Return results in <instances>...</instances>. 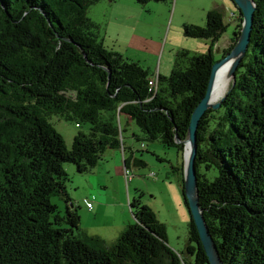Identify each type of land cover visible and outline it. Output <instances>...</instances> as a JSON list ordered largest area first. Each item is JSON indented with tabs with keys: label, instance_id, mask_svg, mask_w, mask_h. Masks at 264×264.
Instances as JSON below:
<instances>
[{
	"label": "trees",
	"instance_id": "obj_1",
	"mask_svg": "<svg viewBox=\"0 0 264 264\" xmlns=\"http://www.w3.org/2000/svg\"><path fill=\"white\" fill-rule=\"evenodd\" d=\"M100 1L0 0V264H210L192 216L186 250L174 249L166 224L141 198L131 202L136 221L113 244L86 234L80 204L67 189L65 163L88 173L112 148L123 154L124 169L146 166L127 153L124 116L144 133H134L137 140L177 148L184 174L191 116L206 95L229 25L224 12L209 10L204 25L184 24L186 36L210 40L209 50L179 52L187 61L168 76L157 74L155 90L149 68L105 44L100 23L88 15ZM255 3L236 81L198 128L199 202L225 264H264V0ZM238 12L222 57L241 33ZM54 116L90 129L79 131L68 147ZM202 165L215 171L213 179ZM124 177L128 186L134 171L131 180ZM182 182L184 193V175ZM55 196L66 203L64 212ZM95 200L82 201L92 210Z\"/></svg>",
	"mask_w": 264,
	"mask_h": 264
},
{
	"label": "rangeland",
	"instance_id": "obj_2",
	"mask_svg": "<svg viewBox=\"0 0 264 264\" xmlns=\"http://www.w3.org/2000/svg\"><path fill=\"white\" fill-rule=\"evenodd\" d=\"M224 1L173 0L150 1L140 4L136 0H117V3L110 6L107 0H102L90 7L88 15L100 23L103 35H109L107 42H110V39L114 41L111 36L117 38L119 41H114L117 42L116 45L122 46L124 53L130 56L125 57L140 61L143 66L150 69L155 78L159 74V70L162 75L168 76L177 63L187 61L186 56L178 54L183 50H187L190 55L208 52L210 40L186 36L184 24L204 25L206 19L204 10L212 9L213 4H226ZM226 2L238 11L231 0H226ZM237 11H231L230 15L225 16L229 25L219 40L218 44L221 48L218 47L215 51L217 59H221L226 42L234 36L235 20L231 19L235 18V15L238 17L239 12ZM124 118L122 116L123 123ZM52 122L64 137L68 147L72 146L73 138L79 131L87 132L90 129L86 123L78 127L75 121L65 120L58 116H54ZM134 133L144 134L133 123V126L124 133L125 143L128 144L127 141L131 144L134 143L137 157L147 164L134 168L133 181L128 185L131 201L141 198L144 204L149 205L157 217L166 224L167 234L172 243L169 244L172 248L185 251L189 242L191 212L183 193L184 174L181 171L182 159L179 156V151L175 147L165 146L158 139L145 140L142 145V141L133 137ZM130 148L133 149L132 146ZM127 153L131 154V151H127ZM184 153L183 163L185 161ZM66 166L74 168L73 173L67 171L71 177V181L68 183V192L72 195L79 194L82 191V188L78 186L80 180L87 175L75 173L76 166L72 162H66ZM200 170L202 173L209 174L210 179H213V174H216L214 170H207L205 165H202ZM73 174L76 175L73 176ZM53 202L59 205L62 212L65 211L66 203L62 199L55 196ZM117 215L118 210L111 208L107 209L101 219L113 223L119 218ZM82 223L83 226L87 225L85 221ZM187 258L194 259L189 254H187Z\"/></svg>",
	"mask_w": 264,
	"mask_h": 264
},
{
	"label": "crops",
	"instance_id": "obj_3",
	"mask_svg": "<svg viewBox=\"0 0 264 264\" xmlns=\"http://www.w3.org/2000/svg\"><path fill=\"white\" fill-rule=\"evenodd\" d=\"M107 2L108 5L112 6L115 3H117V0H107ZM224 2L226 4H213L212 9L222 10L225 16H227L228 14L230 15L231 11L233 12L237 11L236 9L234 10L232 6H229L226 0ZM212 9L206 8L204 10V14H206L207 16L208 11ZM108 36L109 35L106 34L104 39L106 45L111 46L115 50L122 53L124 56L130 57L129 55L124 53L125 51L122 46L118 45L119 46L118 47L116 45L117 42L114 41H119L117 38L115 39L113 36H111L114 41L110 39V42H107ZM111 42L113 43L111 44ZM231 43H232V39L228 40L226 42V46L223 49L230 46ZM218 47L219 49L221 48L220 44L218 45ZM158 73L161 74L160 70L158 71ZM124 119H125L124 123L122 121V124H124L126 130H128L129 127L133 126L134 122H132L131 120L129 121L126 117ZM134 131H136L135 128ZM127 143H128L127 146L129 148V151H131V153H134L135 158H138L136 155L137 151L135 150L136 149L135 144L134 143L131 144L129 143V141H127ZM141 144L143 145L144 143ZM130 146L133 147L132 150ZM134 168L135 166L132 165L133 171ZM67 170L70 173L74 172V168H72L71 166L67 167ZM83 174L87 176L81 179L78 185L79 187L82 188V191L76 195H72L69 192L72 200L78 201L81 208L85 207L82 209L80 208L82 221H85V223L87 224L83 226V223L81 222L82 230L86 232V234L88 235L91 236L98 235L102 237L108 245H111L116 241V239L121 235V233L126 229V227L129 224L136 221L135 216L132 212V207H131L132 201H131V194L129 193V186L126 185V181L124 177L123 154L121 153L120 150L107 148L104 152L103 159L100 160V162L96 165V167H94L92 171ZM91 196H96V200L94 201L93 209L89 210L82 200L84 198ZM111 208H116L118 210L117 218L119 216V218L115 220L113 223H109L108 221H105V219L104 220L101 219V217L106 213L107 209H111ZM167 240L168 243H171L168 236H167Z\"/></svg>",
	"mask_w": 264,
	"mask_h": 264
},
{
	"label": "water",
	"instance_id": "obj_4",
	"mask_svg": "<svg viewBox=\"0 0 264 264\" xmlns=\"http://www.w3.org/2000/svg\"><path fill=\"white\" fill-rule=\"evenodd\" d=\"M234 6L243 14V23L241 33L232 50L224 57L217 60L212 67V73L208 84L206 95L200 100L195 107L188 129V138L184 141L185 148L190 146L188 159L184 161V194L189 204L191 216L196 224L200 235V241L208 256L210 264H225L222 260L217 244L210 232L203 209L199 202V184L196 166V157L198 152V128L200 121L209 108L218 109L226 94L217 102H211L212 86L218 70L229 63L228 77L235 83L236 70L243 60L251 41V34L254 25V15L256 11L255 0H231ZM176 141L181 142L176 136ZM186 151V150H185Z\"/></svg>",
	"mask_w": 264,
	"mask_h": 264
},
{
	"label": "bare ground",
	"instance_id": "obj_5",
	"mask_svg": "<svg viewBox=\"0 0 264 264\" xmlns=\"http://www.w3.org/2000/svg\"><path fill=\"white\" fill-rule=\"evenodd\" d=\"M229 67H230L229 63L222 66L218 70V72L215 76L213 86H212V93H211V102H213V103L216 100H218L226 92V90L228 88L229 81H231V79L228 77ZM186 148H187V155H186V151H185V156H186V159H188L189 154H190V146L187 145Z\"/></svg>",
	"mask_w": 264,
	"mask_h": 264
},
{
	"label": "built area",
	"instance_id": "obj_6",
	"mask_svg": "<svg viewBox=\"0 0 264 264\" xmlns=\"http://www.w3.org/2000/svg\"><path fill=\"white\" fill-rule=\"evenodd\" d=\"M157 84H158V75L155 78L153 77L151 80V86L153 89L156 90ZM185 150H186V148H185ZM124 173H125V176L128 179V181L131 180V178L133 177V171L129 168H125ZM90 208H91V205H90Z\"/></svg>",
	"mask_w": 264,
	"mask_h": 264
},
{
	"label": "clouds",
	"instance_id": "obj_7",
	"mask_svg": "<svg viewBox=\"0 0 264 264\" xmlns=\"http://www.w3.org/2000/svg\"><path fill=\"white\" fill-rule=\"evenodd\" d=\"M184 150H185V148H184Z\"/></svg>",
	"mask_w": 264,
	"mask_h": 264
}]
</instances>
